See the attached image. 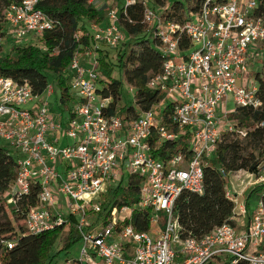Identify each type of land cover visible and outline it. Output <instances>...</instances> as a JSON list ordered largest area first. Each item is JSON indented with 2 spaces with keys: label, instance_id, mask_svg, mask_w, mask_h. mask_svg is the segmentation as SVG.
Here are the masks:
<instances>
[{
  "label": "built area",
  "instance_id": "obj_1",
  "mask_svg": "<svg viewBox=\"0 0 264 264\" xmlns=\"http://www.w3.org/2000/svg\"><path fill=\"white\" fill-rule=\"evenodd\" d=\"M43 1L14 0L3 10L13 41L35 45L34 38L57 28V18L40 7ZM89 3L99 8L106 1ZM134 3L123 0L124 11ZM104 17L89 25L90 44L73 51L67 67L72 95L65 104L56 98L61 111L49 106L56 92L52 83L34 94L27 82L0 75V145L17 164L6 208L18 216L24 234L72 221L82 245L79 264H264L261 201L240 221L235 212L246 214L245 205L226 191L234 203V224L224 222L198 238L183 235L174 213L183 192L202 193L203 168L224 135H247L229 115L262 105L248 66L264 43V0H202L183 24L165 22L145 7L143 22L159 41L163 63L144 85L161 97L143 109L128 85L131 103L118 100L113 113L108 112L112 97L98 87L104 79L98 58L127 37L117 24L116 7L106 8ZM82 35L78 30L75 40ZM38 47L46 49L44 43ZM230 102L234 109H228ZM126 103L133 109L121 112ZM178 141L184 150L157 154ZM258 169H264V151ZM248 175L264 183V173ZM131 180L138 182L137 199L124 204L117 197L107 204L112 189L119 184L127 189ZM144 210L150 212L149 227L139 231L130 220ZM0 244L12 248L14 241L0 237Z\"/></svg>",
  "mask_w": 264,
  "mask_h": 264
},
{
  "label": "trees",
  "instance_id": "obj_2",
  "mask_svg": "<svg viewBox=\"0 0 264 264\" xmlns=\"http://www.w3.org/2000/svg\"><path fill=\"white\" fill-rule=\"evenodd\" d=\"M201 1L135 0L124 11L123 0H112L111 7L118 9L117 24L124 30L127 38L116 50L115 61L110 59L107 50L102 51L98 58V71L104 77L100 81L103 86L100 92L106 97H112L109 113L114 112L118 100L127 102L122 91V81L136 89V102L143 109L161 97L158 93H149L144 85L145 80L161 71L163 63L159 41L152 37L143 22L145 7L155 10L165 22L183 24L192 13L197 12ZM12 2L14 0H0V75L16 82H27L34 94H41L47 84L52 83L56 86L57 101L65 104L72 95L67 67L73 51L79 44H90L89 25L104 21L106 7L97 8L89 0H44L40 7L59 22L57 28L42 36L46 49L14 41L15 44L5 50L1 40L9 36L3 10ZM78 30L83 35L77 41L74 35ZM182 45H186L185 38ZM115 69L119 71L121 80L113 77ZM256 81L261 107L246 108L229 115L238 127L247 130V135L244 138L224 135L216 153L203 168L202 193L185 191L174 203V213L183 227L184 236L198 238L224 222L234 224V203L226 196L227 175L230 172L245 170L256 175L264 173V169H258L264 149L260 152L256 150L259 145L264 148V127L260 126L264 121V66L256 74ZM126 104L121 112L133 109L132 105ZM185 147L183 141H178L162 146L157 154L165 156L170 152L184 150ZM16 174L15 156L8 147L0 145V237L14 241L12 248L0 244V264H51V249L64 226L38 234H24L22 226L17 230L18 224L7 216L5 203L6 191ZM137 191L136 180H131L127 189L119 184L112 189L107 204L115 202L117 197H121L122 203L131 204L137 199ZM259 201L264 204V183L257 184L247 194L244 205L248 218L254 210L252 202ZM11 212L17 220L18 216ZM149 214V210L136 211L132 214L130 223L136 230H147ZM79 239L80 233L71 221L68 224V235L59 250H68Z\"/></svg>",
  "mask_w": 264,
  "mask_h": 264
},
{
  "label": "rangeland",
  "instance_id": "obj_3",
  "mask_svg": "<svg viewBox=\"0 0 264 264\" xmlns=\"http://www.w3.org/2000/svg\"><path fill=\"white\" fill-rule=\"evenodd\" d=\"M105 1H106V3L104 6L106 8L111 7L112 0H105ZM33 41L36 42L35 45H33V42L31 43V45H33V46H40L43 44L42 38H39V37L34 38ZM29 42L28 43L27 42H20V44H30ZM1 43H2V46L5 48V50H9L11 45L15 44V42L13 40H11L10 37L9 38L6 37V39L2 38ZM258 49L259 50L257 52V56L255 57L254 60L249 62V66H248V76L251 79V81L253 80V81H255V83L257 82L256 81V74L260 73L262 66H264V43L260 44V47ZM107 51L109 52L110 59H112V61H115L114 56H116V50H108L107 49ZM113 77L121 80L120 73L117 69L114 70ZM122 83H123L122 91H123V94L125 96V99L129 103H131L132 96L129 93V86L125 83V81H122ZM53 86H54V84H53ZM98 87L101 89L103 86L99 85ZM54 88L56 90V86H54ZM57 96H58V94L54 93V95L48 99L49 106L50 107L52 106V108L54 110L61 111L62 107L60 105H58L57 101H56ZM119 104L121 106H123L124 102H120ZM22 107H28V105L22 106ZM228 109H234V104L232 102H230L228 104ZM54 119H55L54 121L58 120L59 119L58 115H56L54 117ZM64 142H66V140H64ZM262 149H264V148H262V145H259V147H257L256 150H257V152H260V151H262ZM248 173L249 172H247L245 170H237V171L230 172L227 175V182H228L227 191L229 192L231 197L234 195L236 196V198L238 200V204H244L249 190L252 189L257 184H259L258 183L259 181H257V179L255 177L249 176ZM128 178H129V176L126 175L122 186L127 185ZM120 199H121V197H120ZM256 204H257V202H252L253 207H255ZM235 211H238V207L235 209ZM7 212H8L7 216L10 219H13V222L15 224H18L16 227L18 230L19 227L21 226L20 220L19 219L16 220V218H14L12 216V214L10 213V209H7ZM160 220L162 221L163 218L160 217ZM240 221H241V219H240ZM68 224H66L62 228L60 236L56 239L55 244L53 245V247L51 249V252H50L51 264H79L78 260L80 257V249L82 246L80 243V240H78L74 244H72L68 250H59V248L62 247V245L65 242V239L68 235Z\"/></svg>",
  "mask_w": 264,
  "mask_h": 264
},
{
  "label": "crops",
  "instance_id": "obj_4",
  "mask_svg": "<svg viewBox=\"0 0 264 264\" xmlns=\"http://www.w3.org/2000/svg\"><path fill=\"white\" fill-rule=\"evenodd\" d=\"M255 208V207H254ZM235 218H237L238 220H245V221H247L248 220V217H247V215L246 214H244V215H242V217H241V215H240V213L239 212H235ZM244 218V219H243Z\"/></svg>",
  "mask_w": 264,
  "mask_h": 264
}]
</instances>
